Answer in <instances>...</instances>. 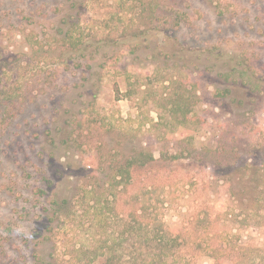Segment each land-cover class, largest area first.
Returning <instances> with one entry per match:
<instances>
[{"label":"rangeland","instance_id":"374dc122","mask_svg":"<svg viewBox=\"0 0 264 264\" xmlns=\"http://www.w3.org/2000/svg\"><path fill=\"white\" fill-rule=\"evenodd\" d=\"M3 92L0 264H71L90 238L73 213L142 149L155 159L130 190L173 187L170 230L226 252L188 244L194 264H235L231 246L264 264V184L255 203L249 181L264 164V0H0Z\"/></svg>","mask_w":264,"mask_h":264},{"label":"trees","instance_id":"16d2710c","mask_svg":"<svg viewBox=\"0 0 264 264\" xmlns=\"http://www.w3.org/2000/svg\"><path fill=\"white\" fill-rule=\"evenodd\" d=\"M6 93L8 92H3L0 97L9 104L14 98ZM175 105L178 110L185 107V102ZM186 113L187 110L181 113L182 117L186 118L189 115ZM234 149V146H230L218 155L228 156L230 152L234 155ZM181 155L182 152H167L163 158L175 161ZM229 158L226 157L223 163H228ZM154 159L152 152L142 149L133 155L125 156L122 162L110 165L109 169L112 172L107 175V183L103 184L102 190L96 193L94 190L89 192L94 191L90 196L92 204L85 206L81 214L73 213L79 218L77 224L81 223L80 225L85 226V230L90 232V238L86 244L79 245L74 253H71L73 257L71 264H80L82 259L84 261L81 264H194V258L199 254L189 251L186 247L188 244L194 245V248L201 251V255L215 257V260H218L219 254L225 252L222 246L212 244L207 238L208 235L189 236L181 233L180 230H170L163 220L161 209H164L165 203L174 194L173 187L165 188L157 185L150 187L146 184L141 190L135 192L130 190L129 187L134 181V171L145 167ZM262 165L255 166L249 177L252 190L256 192L252 196V201L255 203L260 201L259 193H262L258 187L262 182L264 184V164ZM238 166L242 168L241 176H245V170L248 169L246 161L242 160ZM261 177L263 180L260 181ZM171 185L173 186L172 182ZM245 191L246 189H243L241 192L245 193ZM246 196H248L247 192ZM117 205L123 212L116 208ZM52 206L55 214L69 210V203L65 198L60 201L54 200ZM253 216L255 214L250 212L246 215V217ZM83 218L88 224L85 225ZM229 231L228 235L221 234L223 239H220V245L228 244L230 238L237 235L230 228ZM188 238L190 243L187 242ZM229 249L233 250V255L236 257L235 264L253 261L254 257L248 256L249 248L231 246Z\"/></svg>","mask_w":264,"mask_h":264}]
</instances>
